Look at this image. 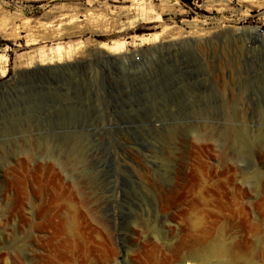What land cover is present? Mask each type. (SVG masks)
Returning a JSON list of instances; mask_svg holds the SVG:
<instances>
[{"label":"rangeland","instance_id":"374dc122","mask_svg":"<svg viewBox=\"0 0 264 264\" xmlns=\"http://www.w3.org/2000/svg\"><path fill=\"white\" fill-rule=\"evenodd\" d=\"M222 246L264 264V0H0V264Z\"/></svg>","mask_w":264,"mask_h":264},{"label":"bare ground","instance_id":"6f19581e","mask_svg":"<svg viewBox=\"0 0 264 264\" xmlns=\"http://www.w3.org/2000/svg\"><path fill=\"white\" fill-rule=\"evenodd\" d=\"M245 33V32H243ZM246 34L248 36L253 35L254 32L253 31H247ZM124 47V45L122 43H114L113 45H107V44H100L99 45V49L101 50H106L111 54H118L119 51L122 50V48ZM62 47L58 46L52 49H49V55H52V58H62V56H64V53L62 52ZM38 52V51H37ZM37 54V53H36ZM35 54V55H36ZM48 54V52H47ZM39 55V59L40 61H43V59L48 58L49 55H45V52L40 51L38 52ZM51 58V57H50ZM213 255L217 261V264H235V260L233 259V257L231 256L229 250L227 247L222 246L220 248H217L216 250H214ZM206 260H202L201 262H205ZM199 262H195L193 259L189 258L188 259V264H202Z\"/></svg>","mask_w":264,"mask_h":264}]
</instances>
